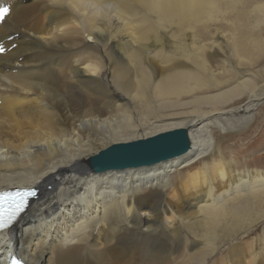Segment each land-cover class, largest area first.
Returning <instances> with one entry per match:
<instances>
[{
	"label": "bare ground",
	"instance_id": "bare-ground-1",
	"mask_svg": "<svg viewBox=\"0 0 264 264\" xmlns=\"http://www.w3.org/2000/svg\"><path fill=\"white\" fill-rule=\"evenodd\" d=\"M3 8L0 191L39 194L0 235V264L9 253L28 264H264V171L239 168L225 147L264 112V0ZM179 129V156L89 166L115 144Z\"/></svg>",
	"mask_w": 264,
	"mask_h": 264
},
{
	"label": "water",
	"instance_id": "water-1",
	"mask_svg": "<svg viewBox=\"0 0 264 264\" xmlns=\"http://www.w3.org/2000/svg\"><path fill=\"white\" fill-rule=\"evenodd\" d=\"M188 149L187 133L179 129L143 141L115 144L93 156L89 166L95 173L150 166L179 156Z\"/></svg>",
	"mask_w": 264,
	"mask_h": 264
},
{
	"label": "rangeland",
	"instance_id": "rangeland-1",
	"mask_svg": "<svg viewBox=\"0 0 264 264\" xmlns=\"http://www.w3.org/2000/svg\"><path fill=\"white\" fill-rule=\"evenodd\" d=\"M259 107L260 103L256 107V110L260 111L264 109L263 107L259 110ZM256 115H258V119L257 122L254 121L256 123L249 129V139H243L245 132L248 130L244 129L240 131L241 133L238 132L239 134H232L226 142L227 144L225 147H229V153L232 154L233 152L235 155L232 158L233 160L240 161L243 164V166L240 165L239 168L264 171V112ZM261 127L263 129L262 131L260 130ZM259 131H261V133Z\"/></svg>",
	"mask_w": 264,
	"mask_h": 264
},
{
	"label": "snow or ice",
	"instance_id": "snow-or-ice-1",
	"mask_svg": "<svg viewBox=\"0 0 264 264\" xmlns=\"http://www.w3.org/2000/svg\"><path fill=\"white\" fill-rule=\"evenodd\" d=\"M8 12V8L0 9V22H3V19L8 15ZM3 51L4 49L0 48V52ZM35 195L36 192L6 193L4 198L0 199V229H3L5 225L9 224L12 217L24 208L28 197ZM5 200L8 202L7 208L4 206Z\"/></svg>",
	"mask_w": 264,
	"mask_h": 264
}]
</instances>
